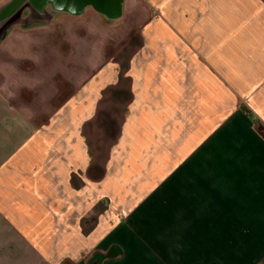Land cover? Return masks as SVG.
I'll return each mask as SVG.
<instances>
[{"label": "crops", "instance_id": "crops-1", "mask_svg": "<svg viewBox=\"0 0 264 264\" xmlns=\"http://www.w3.org/2000/svg\"><path fill=\"white\" fill-rule=\"evenodd\" d=\"M0 264H264V0L7 28Z\"/></svg>", "mask_w": 264, "mask_h": 264}, {"label": "water", "instance_id": "water-1", "mask_svg": "<svg viewBox=\"0 0 264 264\" xmlns=\"http://www.w3.org/2000/svg\"><path fill=\"white\" fill-rule=\"evenodd\" d=\"M87 7L115 20L121 12V0H11L0 10V38L3 32L14 24L47 20L51 12H66L71 15L82 14ZM29 10L24 17L23 11Z\"/></svg>", "mask_w": 264, "mask_h": 264}, {"label": "rangeland", "instance_id": "rangeland-1", "mask_svg": "<svg viewBox=\"0 0 264 264\" xmlns=\"http://www.w3.org/2000/svg\"><path fill=\"white\" fill-rule=\"evenodd\" d=\"M111 46H112V44H111ZM101 49H103V50H104V52H105V48H101ZM108 51H109V49H108Z\"/></svg>", "mask_w": 264, "mask_h": 264}]
</instances>
